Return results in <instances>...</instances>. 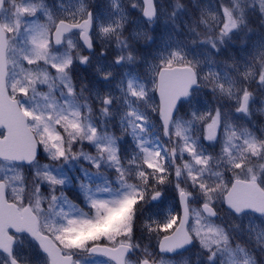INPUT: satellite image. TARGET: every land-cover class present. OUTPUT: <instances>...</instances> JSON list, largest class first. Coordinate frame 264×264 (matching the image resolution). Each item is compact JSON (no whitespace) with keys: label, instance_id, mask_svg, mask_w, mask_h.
I'll return each mask as SVG.
<instances>
[{"label":"snow or ice","instance_id":"1","mask_svg":"<svg viewBox=\"0 0 264 264\" xmlns=\"http://www.w3.org/2000/svg\"><path fill=\"white\" fill-rule=\"evenodd\" d=\"M0 264H264V0H0Z\"/></svg>","mask_w":264,"mask_h":264},{"label":"rangeland","instance_id":"2","mask_svg":"<svg viewBox=\"0 0 264 264\" xmlns=\"http://www.w3.org/2000/svg\"><path fill=\"white\" fill-rule=\"evenodd\" d=\"M109 58H111V56H110ZM185 255H189V254H188V253H186Z\"/></svg>","mask_w":264,"mask_h":264}]
</instances>
